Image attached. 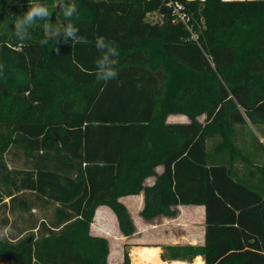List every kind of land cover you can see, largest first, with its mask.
Wrapping results in <instances>:
<instances>
[{
	"label": "trees",
	"instance_id": "1",
	"mask_svg": "<svg viewBox=\"0 0 264 264\" xmlns=\"http://www.w3.org/2000/svg\"><path fill=\"white\" fill-rule=\"evenodd\" d=\"M32 2L0 0V264H109L96 210L109 206L132 236L120 198L142 192L146 221L205 206L204 241L159 245L163 260L264 264V144L237 137L264 124V0H74L87 43L59 54L40 44L43 21L15 37L12 19ZM98 36L120 53L107 85L92 74ZM173 113L190 122L168 123Z\"/></svg>",
	"mask_w": 264,
	"mask_h": 264
},
{
	"label": "rangeland",
	"instance_id": "2",
	"mask_svg": "<svg viewBox=\"0 0 264 264\" xmlns=\"http://www.w3.org/2000/svg\"><path fill=\"white\" fill-rule=\"evenodd\" d=\"M67 1L71 2V0H45L46 5L52 13L50 22L53 26L60 24V22L64 20L62 10L58 7V4L67 3ZM156 16L157 15H154V17ZM148 19H153V16H148ZM1 50L2 47L0 45V54ZM8 159L10 165L12 166L16 165L19 167L22 162L19 157L14 155H8ZM191 206L192 205H183V208H178L179 213L176 217L160 216L153 221H146L141 216V213L139 214L137 212L136 208H132L133 214L131 215H133L132 218L138 228L137 235L132 237L133 240L131 239L130 242L125 243V245L123 244L124 248H122L121 243L113 242V249L111 248L112 251L109 263L122 264L124 258L123 252L125 249H128L132 264V250L136 246L140 245L159 246L176 243H200L204 239L205 234V211H203L204 208H192ZM102 213H105V217L108 219L106 221L107 229L111 232L114 227V224L111 223L112 217L108 215L107 211H103ZM7 216L8 215L4 208H0V238L7 234L8 228H5ZM12 216L13 215H11V218H14ZM160 249L162 251L161 247ZM159 256L161 258V252ZM194 260L193 262H186L182 260L167 262L173 264H194Z\"/></svg>",
	"mask_w": 264,
	"mask_h": 264
},
{
	"label": "clouds",
	"instance_id": "3",
	"mask_svg": "<svg viewBox=\"0 0 264 264\" xmlns=\"http://www.w3.org/2000/svg\"><path fill=\"white\" fill-rule=\"evenodd\" d=\"M59 7L62 10L64 23L53 26L50 22L52 13L49 7L40 3L39 0H33L27 10L20 16H14L12 24L14 27L15 37L23 41L30 37V29L37 24L38 21H43V38L40 44L54 45L53 49L59 54L61 42L72 41L74 44H86L85 37L79 34V28L74 21L80 19L79 10L74 0L68 3H60ZM95 48L99 56L95 60V70L92 73L98 83L102 82L107 85L112 80H116L119 76L117 65L120 55L118 49L112 42L106 40L104 36H98L95 40ZM3 65H0V79H4Z\"/></svg>",
	"mask_w": 264,
	"mask_h": 264
},
{
	"label": "crops",
	"instance_id": "4",
	"mask_svg": "<svg viewBox=\"0 0 264 264\" xmlns=\"http://www.w3.org/2000/svg\"><path fill=\"white\" fill-rule=\"evenodd\" d=\"M59 4H58V7H59ZM63 21L64 20H62L60 22V24L63 23ZM0 65H2L1 54H0ZM204 117H205L204 115H201L199 117V120L204 121ZM167 121H168V123H188V122H190V119L187 115H184L181 113H173L167 117ZM237 131H238L237 137L239 139L238 145H244V143H245L246 144L245 147L252 148L253 146L257 145V140L255 139V136L258 137L260 142L264 144V124L254 125L251 122H249L247 126H238ZM156 171L159 174L162 173L164 171L163 165H158L156 167ZM155 181H156V176H150L146 179L145 184L146 185H153L155 183ZM120 201L123 202L127 206V208L130 210L131 214H133L132 208H136L137 212L140 214V212L144 208V204H145L144 193L142 192L140 194H132V195L122 196L120 198ZM191 207L192 208H204L203 211H205L204 205H192ZM176 208H183V205H179ZM110 209L111 208L107 205H100L97 208L96 215L94 218L95 221L91 225V233L93 235L105 236L109 240V242H110V254H111V251L113 249V246H112L113 242L121 243L122 248H124L125 243L130 242L132 237L137 235V232L132 236H128V237L124 236L120 231L118 219H117L115 213L112 211V209L111 210ZM103 211H107L108 215L112 217L111 223L114 224V227L112 228L111 232H109L107 229L106 221L108 219L105 217V213H102ZM137 231H138V228H137ZM203 241H204V239L200 243H202ZM110 254H109V258H108L109 262H110ZM123 255H124V252H123ZM201 258L203 259V257H201Z\"/></svg>",
	"mask_w": 264,
	"mask_h": 264
},
{
	"label": "bare ground",
	"instance_id": "5",
	"mask_svg": "<svg viewBox=\"0 0 264 264\" xmlns=\"http://www.w3.org/2000/svg\"><path fill=\"white\" fill-rule=\"evenodd\" d=\"M160 252V247L136 246L132 250V264H173L161 259L159 256ZM201 257L197 256L194 264H205Z\"/></svg>",
	"mask_w": 264,
	"mask_h": 264
},
{
	"label": "built area",
	"instance_id": "6",
	"mask_svg": "<svg viewBox=\"0 0 264 264\" xmlns=\"http://www.w3.org/2000/svg\"><path fill=\"white\" fill-rule=\"evenodd\" d=\"M169 6L172 8V11L175 15L176 20L186 24V26L191 29L192 25L188 23L189 21V14L188 12L184 11V7L181 3L171 1Z\"/></svg>",
	"mask_w": 264,
	"mask_h": 264
}]
</instances>
